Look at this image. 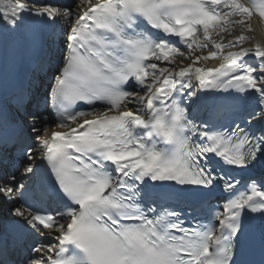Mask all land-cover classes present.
<instances>
[{"label":"snow or ice","instance_id":"obj_1","mask_svg":"<svg viewBox=\"0 0 264 264\" xmlns=\"http://www.w3.org/2000/svg\"><path fill=\"white\" fill-rule=\"evenodd\" d=\"M0 264H264V0H0Z\"/></svg>","mask_w":264,"mask_h":264},{"label":"bare ground","instance_id":"obj_2","mask_svg":"<svg viewBox=\"0 0 264 264\" xmlns=\"http://www.w3.org/2000/svg\"><path fill=\"white\" fill-rule=\"evenodd\" d=\"M253 25L257 28V33L259 34L261 32V27H260V25H258V23H257V21L255 19L253 20ZM207 66L208 67H215L216 66V62L209 61V62H207Z\"/></svg>","mask_w":264,"mask_h":264}]
</instances>
